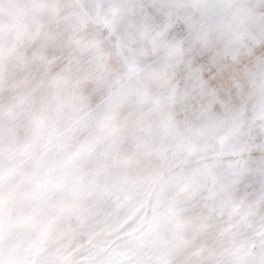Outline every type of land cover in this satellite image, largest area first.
<instances>
[{
  "label": "snow or ice",
  "instance_id": "obj_1",
  "mask_svg": "<svg viewBox=\"0 0 264 264\" xmlns=\"http://www.w3.org/2000/svg\"><path fill=\"white\" fill-rule=\"evenodd\" d=\"M0 264H264V0H0Z\"/></svg>",
  "mask_w": 264,
  "mask_h": 264
}]
</instances>
